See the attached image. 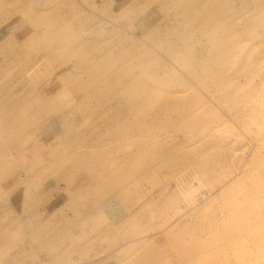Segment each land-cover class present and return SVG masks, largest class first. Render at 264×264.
Segmentation results:
<instances>
[{"label":"rangeland","instance_id":"rangeland-1","mask_svg":"<svg viewBox=\"0 0 264 264\" xmlns=\"http://www.w3.org/2000/svg\"><path fill=\"white\" fill-rule=\"evenodd\" d=\"M0 264H264V0H0Z\"/></svg>","mask_w":264,"mask_h":264}]
</instances>
